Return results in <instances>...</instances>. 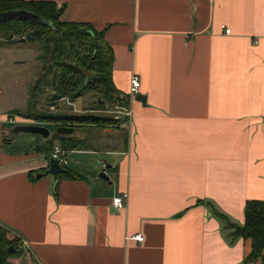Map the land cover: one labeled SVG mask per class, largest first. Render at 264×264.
<instances>
[{
  "label": "crops",
  "instance_id": "1",
  "mask_svg": "<svg viewBox=\"0 0 264 264\" xmlns=\"http://www.w3.org/2000/svg\"><path fill=\"white\" fill-rule=\"evenodd\" d=\"M52 1L61 20L104 30L130 116L77 124L62 146L74 176L54 181L51 152L35 150L48 138L24 148L11 128L33 121L0 109V223L23 250L11 264H261L208 202L241 224L246 200L264 199V0ZM134 74L144 100L130 94Z\"/></svg>",
  "mask_w": 264,
  "mask_h": 264
},
{
  "label": "trees",
  "instance_id": "2",
  "mask_svg": "<svg viewBox=\"0 0 264 264\" xmlns=\"http://www.w3.org/2000/svg\"><path fill=\"white\" fill-rule=\"evenodd\" d=\"M19 8L32 11L50 22L48 25L18 19L0 22V44L20 41L21 37L31 33L33 29H40L33 39L38 37L41 50L39 57L44 63L49 64H46L44 72L41 68L39 78L33 84L32 89L42 82L44 73H50L53 65L57 64L63 68L62 72L58 78L53 72L51 81L55 83L57 80L58 91L61 95L70 98L72 95L78 97L87 90L95 91L101 94L99 97L100 99L103 97L102 101L109 102L112 107L117 106L120 109L126 105L128 95L121 97L115 95L116 90L111 80L114 55L111 45L104 38V30L95 29L89 22L61 20L59 16L63 11V6L57 7L52 0H0V11ZM85 77H87V83H84ZM77 85H82V87L79 89ZM69 90H71L70 93ZM104 102L97 100L98 107L101 108ZM22 113L25 117H29L27 112ZM96 122L116 124L118 118L111 115L110 119ZM54 138H57V135L53 133L44 144L37 146L35 150L50 153L54 146ZM59 141L63 142L65 147L74 145V141L69 144L67 138ZM62 174L67 177L74 176L68 170ZM208 206L211 212L223 221L232 239L238 237L251 239L248 259L257 260L264 255V199L246 200L244 220L241 224L232 221L210 202ZM9 246L14 247L15 250L10 251ZM22 251L19 238L17 236L10 238L8 229L0 223V264H11L9 258Z\"/></svg>",
  "mask_w": 264,
  "mask_h": 264
},
{
  "label": "rangeland",
  "instance_id": "3",
  "mask_svg": "<svg viewBox=\"0 0 264 264\" xmlns=\"http://www.w3.org/2000/svg\"><path fill=\"white\" fill-rule=\"evenodd\" d=\"M1 40V39H0ZM41 50H40V41L38 37L32 40H25V41H16L13 43H5L0 46V88L2 91L0 92V109H7L9 107H20L22 112H27L30 119H23V121H33V123H45L50 126V122L45 121L40 115L45 114L47 112H65L71 113L74 109H77V113L84 112L86 108H88L92 113L102 114V115H109L115 116L120 115L117 110L114 109L110 105L109 102H104L101 99V102H104V105L100 108L97 105V100L100 98L98 92L95 91H88L84 92L82 96H75L72 95L70 98L65 96V99L58 101L54 108L49 106L50 102V95L53 93L52 91L58 90V82L56 80L55 83H52V76L53 72L58 78L62 72V67L59 65H53V68L50 73H44V78L42 82L32 89L31 80L36 78L39 75L40 70L44 72L46 69L48 62L44 63L43 60L39 57ZM23 59L24 63H15L14 60ZM47 64V65H46ZM54 64V63H53ZM22 78V79H20ZM18 79L22 80V84H28V91L29 100L27 104L22 101L20 102L17 100V87L15 85V81ZM82 85H77V88H81ZM71 90H69L70 93ZM19 105V106H18ZM17 109L12 110L16 111ZM122 112V111H121ZM73 113V112H72ZM32 119V120H31ZM15 120L21 121L20 118L15 116ZM35 121V122H34ZM119 121V120H118ZM14 140L22 141L24 148L31 146L32 144L36 143L38 139H41V135L36 133H29V132H17L12 135ZM56 143L64 146V143L59 141V139L54 138L53 145ZM73 154L72 152H67V161H73ZM89 154H82V161L86 164L90 165V159L96 162V158L91 157ZM66 161V162H67ZM72 161H70L72 163ZM69 162V164H70ZM68 163L66 164L67 167H70ZM65 165V164H64ZM100 172V171H99Z\"/></svg>",
  "mask_w": 264,
  "mask_h": 264
},
{
  "label": "water",
  "instance_id": "4",
  "mask_svg": "<svg viewBox=\"0 0 264 264\" xmlns=\"http://www.w3.org/2000/svg\"><path fill=\"white\" fill-rule=\"evenodd\" d=\"M11 19H18V20H29L32 23H38V24H50L49 21L43 19L40 15L23 9H10L5 11H0V22H6ZM40 32V29L36 28L31 31V33L26 34L25 36L20 38V41L25 40H32L34 35L38 34ZM84 83H87V77L84 78ZM62 95L58 92H53L50 95V102L49 106L51 108H54L56 100L61 99ZM137 99L144 100V96L140 93L136 94ZM41 117L50 123H56L59 124L55 127V130H51L50 127L45 123H16L12 126L11 132L13 134L17 132H29V133H36L41 135L43 138H49L53 133L54 134H60L59 137H57L59 140H65V137L67 135L71 134L74 130L72 125H63L60 124L63 121H75V122H83V121H98V120H107L110 119L111 116L109 115H102L92 112H80V113H65V112H47L45 114H41ZM109 166L106 165L103 168H101L99 172V176L102 178L107 179L108 176L105 173V168ZM67 171V169L59 163V160L56 156L50 155L48 158V166L45 170V174H50L54 181H56L58 175L62 172ZM41 173H37L36 176L39 177ZM8 249L10 251H14L15 248L12 246H9ZM261 264H264V255L261 257Z\"/></svg>",
  "mask_w": 264,
  "mask_h": 264
},
{
  "label": "built area",
  "instance_id": "5",
  "mask_svg": "<svg viewBox=\"0 0 264 264\" xmlns=\"http://www.w3.org/2000/svg\"><path fill=\"white\" fill-rule=\"evenodd\" d=\"M224 27V31L226 33H229L230 32V28L226 27V26H223ZM139 78L136 74L132 75L131 76V79H130V94L134 95L136 93H138V87H139ZM119 109L117 106L114 107V109ZM123 112L125 116H130V111L128 109H123V108H120L119 110H117V112ZM120 115H115L114 117L115 118H119ZM11 121H16L15 118H10ZM127 122H123L122 125H126ZM66 149L63 148L62 146L60 145H57V144H54L52 150H51V155H54L58 158L59 160V163L61 165H64L66 163V158H65V153H66ZM126 201H127V192H122L116 196L113 197L112 199V204L115 206V207H118V208H123L126 204ZM132 238L138 240V241H141L143 239V236L141 233H136V234H133L132 235Z\"/></svg>",
  "mask_w": 264,
  "mask_h": 264
},
{
  "label": "flooded vegetation",
  "instance_id": "6",
  "mask_svg": "<svg viewBox=\"0 0 264 264\" xmlns=\"http://www.w3.org/2000/svg\"><path fill=\"white\" fill-rule=\"evenodd\" d=\"M52 92H58V93H60L58 90H55V91H52ZM85 92H88V90L87 91H85ZM83 95V94H82ZM81 96V95H80ZM79 97V96H78ZM62 99H65V96H63L62 95V98L61 99H58V100H56V103H55V105L58 103V101H60V100H62ZM98 101L99 102H101V99L100 98H98ZM55 107V106H54ZM85 111H87V112H92L91 111V108H90V110L88 109V108H86V110ZM53 112H55V113H59L58 111H53ZM72 112V111H71ZM81 122H75V121H63V122H61L60 124H63V125H72L73 126V128H75V126L77 125V124H80ZM48 124V123H47ZM49 124H51L52 126H50V125H48L49 127H50V129L51 130H55V127L57 126V125H59V124H56V123H49ZM57 135V137H59L60 136V134H56ZM66 138V137H65Z\"/></svg>",
  "mask_w": 264,
  "mask_h": 264
}]
</instances>
